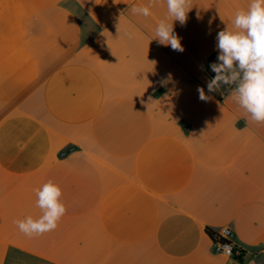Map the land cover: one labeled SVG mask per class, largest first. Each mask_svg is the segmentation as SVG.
<instances>
[{"label": "crops", "instance_id": "obj_1", "mask_svg": "<svg viewBox=\"0 0 264 264\" xmlns=\"http://www.w3.org/2000/svg\"><path fill=\"white\" fill-rule=\"evenodd\" d=\"M149 2L0 0V264H264V124L205 70L250 0H191L182 52L155 39L163 0L131 12ZM49 180L67 212L29 238Z\"/></svg>", "mask_w": 264, "mask_h": 264}, {"label": "clouds", "instance_id": "obj_2", "mask_svg": "<svg viewBox=\"0 0 264 264\" xmlns=\"http://www.w3.org/2000/svg\"><path fill=\"white\" fill-rule=\"evenodd\" d=\"M160 0H150L148 5H133L134 15L149 17L152 7ZM167 15L155 27V39L164 46L182 52L180 38L174 33V21L186 23L191 10V0H163ZM171 20V22H169ZM227 26L218 32L217 62L211 63L215 73L207 82L208 92L226 88L228 97L257 124H264V0H250L246 9L237 10ZM199 99H210L203 87H198ZM39 218L27 216L14 221L18 230L29 238L40 237L55 231L67 208L62 201V189L52 180L34 189Z\"/></svg>", "mask_w": 264, "mask_h": 264}, {"label": "built area", "instance_id": "obj_3", "mask_svg": "<svg viewBox=\"0 0 264 264\" xmlns=\"http://www.w3.org/2000/svg\"><path fill=\"white\" fill-rule=\"evenodd\" d=\"M234 234L229 227H223L212 235L213 250L221 253L226 257L243 258L242 250L234 244Z\"/></svg>", "mask_w": 264, "mask_h": 264}, {"label": "trees", "instance_id": "obj_4", "mask_svg": "<svg viewBox=\"0 0 264 264\" xmlns=\"http://www.w3.org/2000/svg\"><path fill=\"white\" fill-rule=\"evenodd\" d=\"M217 54H212L207 62L205 63V70L207 72V75L209 76V79H211L212 77L215 76V73L211 71V68H210V64L211 63H214V62H217ZM222 93H220L219 91L217 92H211L217 99L221 100L223 96L227 95V90L226 88L222 87ZM208 234L212 237L213 235V232L210 231V230H207ZM238 260H242L241 258H239Z\"/></svg>", "mask_w": 264, "mask_h": 264}]
</instances>
